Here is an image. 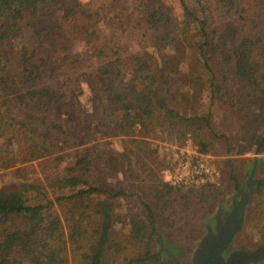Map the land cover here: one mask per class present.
<instances>
[{
    "label": "trees",
    "instance_id": "1",
    "mask_svg": "<svg viewBox=\"0 0 264 264\" xmlns=\"http://www.w3.org/2000/svg\"><path fill=\"white\" fill-rule=\"evenodd\" d=\"M175 1L180 16L165 0H0V157L26 148L23 162L40 159L43 176H31L32 166L1 176L11 186H0V264H166V250L155 247L158 227L176 213L192 225L178 242L189 259L204 235L199 208L211 213L241 191L246 175L235 158L216 191L202 185L184 194L163 181L167 199L160 207L145 203V219L132 223L137 252L120 254L115 211L126 193L103 185L97 171L113 156L107 145L135 162L137 175L153 170L144 159L153 151L139 139L129 141L138 151L130 145L119 151L114 138L160 128L166 138L192 137L208 154L217 137L213 112L180 109L199 88L224 98L226 112L249 124L247 144L264 153V131L257 129L264 119V0ZM128 36L136 50L126 46ZM255 183L237 242L264 219V165ZM188 195L190 202L183 200Z\"/></svg>",
    "mask_w": 264,
    "mask_h": 264
},
{
    "label": "rangeland",
    "instance_id": "2",
    "mask_svg": "<svg viewBox=\"0 0 264 264\" xmlns=\"http://www.w3.org/2000/svg\"><path fill=\"white\" fill-rule=\"evenodd\" d=\"M117 2L118 0H106V3L108 5H114ZM165 2L168 6H170V9L174 11L175 16H180L182 10L180 4L177 1L165 0ZM214 12L215 15L219 13L217 10H215ZM221 21L222 19L219 18L217 23H221ZM125 42L127 44L126 46L132 48V50L136 47V42L132 40L131 36L126 37ZM71 45L75 49L82 48L81 41L76 39L72 41ZM219 68V66H215V69ZM205 78L210 79V76L206 75ZM179 89L182 92V88L180 86ZM178 99V103H180L182 99L180 97ZM189 100L190 101L187 100L188 102H186V104L182 103V105H180V109L184 110L187 115H205L210 112V110L214 114L213 127L217 132V137L215 138L214 136H212V139L215 138L213 148L208 154L204 155L208 156V158H210V161H212L215 165L217 169V175L215 176L213 181L206 184V186L212 185V190L216 191L217 189H219V187H222V185H224L223 183L224 181H226L224 171L227 168V161L231 158L238 159L237 169L240 172L243 171V173L246 175L242 183L243 185L247 180V172H250L253 168L252 164L255 161L256 157L262 160V163L259 168L264 165V153L259 152L256 156L257 149L254 151V149L252 150L250 148V145L247 144L246 136L247 126L249 124L243 121L242 118L237 116L236 114L229 115L225 109V107L228 105L224 104V98H221V96L213 97L211 91H209L208 89L204 91H201L199 88L196 89L194 92L190 93ZM262 115V118H264V112H262ZM72 116L74 118V115ZM262 120L263 121L261 125L258 126L257 129L264 131V119ZM139 131L140 127L137 128L138 133ZM141 135L142 134H137L136 136L129 138H114L115 147L119 151H122L123 147L129 146L131 144L129 142L131 141V139H139L144 141L145 146L149 150L153 151V155L151 157H144V159L150 165L153 166L152 171H150L148 174L141 172L137 175L134 170V165L136 163H127V161L122 155H114L112 145H107L105 148L109 155H113L111 157L112 161L110 160L109 165L105 170L97 171V176L100 178V181L103 185L113 187L114 189L121 188L122 191L126 193L117 199L118 204L115 211L117 228L116 233L121 237V239H123L122 248L120 250V254H123V256L127 254L133 255L137 252L131 229L133 226V221L137 219H145V203H151L152 205L160 207L163 199H167L168 192L163 187L162 182H166L165 177L163 175V171L169 166V163L167 161L168 154L173 153V147L170 148L169 145L177 144L186 152H189L191 154H201V152L199 151L198 144L193 140L192 137L186 139L185 142H182L178 139L174 140L166 138V136H163L160 128H156L149 136ZM5 139L7 141L8 137H6ZM137 145L138 143H134L133 146L130 145L129 147L131 149L133 147L135 151H138ZM229 146L233 148L232 152L227 151ZM155 149H157L156 154L154 153ZM18 155H15V153L13 152L12 159L8 156L6 157L5 155H2V157H0V186H11V181L8 178L5 179L1 177L5 171H10L12 169L23 166H32V169H29L31 172V176H33L34 178L38 177L43 179L39 165L40 159L23 162L22 157H27L28 155V150L26 148L18 149ZM163 155H165V159L163 158ZM254 177H256V171ZM226 184H228V182H226ZM191 189L200 191L202 190V186H195ZM183 190L182 191L184 192V194H188L189 192H191L190 188ZM235 192H238V196H240L241 191H234L227 197H224L217 204L216 209L211 213H208L207 211H202L199 208L201 215L198 216L197 220L199 224L198 228H200L201 230L203 229L204 235L207 233V225L212 223V217L216 216V214L219 213L221 209L222 211H225L231 208V197L234 195ZM189 196L190 195L183 197V200L190 202ZM175 197L179 198L180 201L182 200L180 195L175 194ZM56 209L64 219V214L61 210V207L56 205ZM179 216L182 217V213H176V215L170 216L166 219V221L169 222L165 223L164 227H158L157 242L155 243V247L157 248L158 252L161 248H164L166 251L176 250L178 252V256L182 264H192L193 253L189 259L185 258V246H182L178 243L190 234V229L192 228V225H190V228L187 223L182 221V219H184V217L186 216H184L183 218H180ZM165 217H168V214H166ZM176 218L177 220H175ZM174 221L175 223H179L180 226H178L176 229L173 228L172 230L170 225ZM165 227L171 230V233L173 234L172 239L176 241L171 240V238L169 237L170 233L167 231V229H165ZM255 231L256 233H250L247 238L243 240L241 239L240 242H237L236 237L232 248H245L254 250L258 246L263 245L264 219H262L260 229Z\"/></svg>",
    "mask_w": 264,
    "mask_h": 264
},
{
    "label": "water",
    "instance_id": "3",
    "mask_svg": "<svg viewBox=\"0 0 264 264\" xmlns=\"http://www.w3.org/2000/svg\"><path fill=\"white\" fill-rule=\"evenodd\" d=\"M259 150H256V156ZM262 160L257 158L253 168L247 172V180L242 185L241 194L235 192L231 197V208L224 212L222 219L217 213L212 217V223L207 225V233L197 243L192 255V264H262L264 263V244L254 250L239 248L232 245L242 231L245 224L247 209L256 191L255 171L260 167ZM217 219L219 221H217ZM163 260L166 264H182L176 250L166 251Z\"/></svg>",
    "mask_w": 264,
    "mask_h": 264
},
{
    "label": "built area",
    "instance_id": "4",
    "mask_svg": "<svg viewBox=\"0 0 264 264\" xmlns=\"http://www.w3.org/2000/svg\"><path fill=\"white\" fill-rule=\"evenodd\" d=\"M169 147H173V153L168 154L169 166L164 169L163 175L171 187L187 189L213 181L217 169L208 156L191 154L177 144H170Z\"/></svg>",
    "mask_w": 264,
    "mask_h": 264
},
{
    "label": "flooded vegetation",
    "instance_id": "5",
    "mask_svg": "<svg viewBox=\"0 0 264 264\" xmlns=\"http://www.w3.org/2000/svg\"><path fill=\"white\" fill-rule=\"evenodd\" d=\"M223 212H224V211H223ZM219 214H222V215L218 216V219L220 220V219H222V217L225 215V213H222V212H221V213H219ZM218 219H217V221H219Z\"/></svg>",
    "mask_w": 264,
    "mask_h": 264
}]
</instances>
